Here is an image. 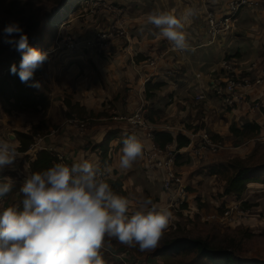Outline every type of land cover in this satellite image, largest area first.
<instances>
[{
  "label": "rangeland",
  "instance_id": "1",
  "mask_svg": "<svg viewBox=\"0 0 264 264\" xmlns=\"http://www.w3.org/2000/svg\"><path fill=\"white\" fill-rule=\"evenodd\" d=\"M24 9H36L37 15L42 19V27L36 35L39 41V44L36 42L38 44L36 49L48 53V59L34 72V77L26 82L29 86L39 82L41 86L37 89L47 96L45 111L33 117L37 120L46 118L56 128L64 125L67 120L65 115L68 110L65 107L67 101L70 100L74 104L78 101L85 103L86 96L80 78L82 74L88 75L90 72L92 75L88 76L93 77L94 81H92L93 85L89 84V86L100 89L99 93L102 89L109 91L98 96L94 93L89 99L92 104L88 103V105L96 107L104 101L106 110L101 112L106 115L119 117L135 115L126 114L122 110L114 114V109L123 104V100L128 99L129 88L123 83V88L116 89L110 83L112 80L115 82V79H111L108 84L106 78L111 75L106 72L108 66L104 67L101 61L114 60L118 51L120 54L117 57L123 56L126 61L125 56L130 55L129 50L133 41L136 42L137 39L143 41L146 38L145 34L153 38L150 31L156 28H149L147 23L150 13L167 12L175 16L178 13V16L182 17L175 0H0V32L8 23L21 19L20 13ZM213 13L218 18L224 17V14L220 16L215 11ZM237 22L238 16L230 20L228 24L231 31L230 37L234 34ZM136 23H139V26ZM126 29L128 32H125ZM154 33L158 35L159 30H154ZM226 37H228L227 34ZM32 38L29 39V43ZM115 40H118L124 48L116 50ZM227 42L228 46H225L224 51H228L232 45L230 38ZM1 44L3 41L0 42V46ZM168 49L163 50L167 52ZM131 53L135 56L137 51L132 50ZM170 53L177 57L178 61L181 59L182 51H176L172 47ZM158 54L161 55V53ZM14 56L21 60L20 52L12 46L8 45L4 53H1L0 49V64ZM143 57L145 64L142 69L147 67V62L154 63L156 67L155 61ZM121 60L118 61L121 63ZM92 61L101 66V70L94 68ZM124 68L128 69L129 65L124 64ZM74 74H80V77L76 75L77 77L72 79ZM255 81H251L253 85ZM213 88L215 84H212L211 89ZM108 95L111 96L104 98ZM243 96L249 97L248 92L243 93ZM99 98L102 100L100 101ZM207 99L213 98L208 96ZM8 104L5 103V106L0 108L2 139H8V134L17 137L16 133L20 132H16L15 129L24 128L21 124L15 123V118L22 119V115L27 114L11 111ZM75 114V120L80 119L78 113ZM197 118L200 119V117ZM12 119L13 122H11ZM221 120L226 121L223 118ZM74 124L80 130L85 129L83 123L74 122ZM92 124L93 121L89 126L91 127ZM222 124L219 126L224 127ZM189 125L192 124L190 122L186 124L188 131L196 130L190 139V145L182 150V153H180L181 150L176 151L174 159V173L181 175L183 186L186 188L184 201L186 203L179 208L171 206L169 227L155 249L141 252L138 246L128 247L121 245L115 239L106 238L102 250L110 252L116 264H166L162 256L157 254L162 250L165 242L194 238L206 239L216 248L235 249L238 259L243 263L264 262V140L253 144V140L260 139L256 133L254 136L248 134V139H243L236 138L232 133L222 136L204 129L201 131L200 127L194 128L193 125ZM200 136H207L210 143L199 138ZM184 151L188 152L183 154ZM241 160H245L243 162L245 167L253 169L254 182L247 185L244 195L240 198L221 194L222 190L225 191L227 177L232 175L231 170L227 169L228 165ZM140 165L141 169L143 165L144 171L141 170L134 178L135 184L145 191L144 189L147 188L142 187V183L145 185L147 180L155 182L152 186L156 195L154 203H160V194L165 192L161 176H157L159 173L149 174L143 162H140ZM189 196L190 204H187ZM5 202L7 207L14 205L9 199ZM157 206L165 209L163 204ZM204 264H211V262L207 261Z\"/></svg>",
  "mask_w": 264,
  "mask_h": 264
},
{
  "label": "crops",
  "instance_id": "2",
  "mask_svg": "<svg viewBox=\"0 0 264 264\" xmlns=\"http://www.w3.org/2000/svg\"><path fill=\"white\" fill-rule=\"evenodd\" d=\"M175 1L181 12V16L189 9L194 13L190 17V22L186 23L184 27L189 47L187 50L182 51L179 61L177 57L170 55L171 43L159 34L155 35L154 30L156 29L150 31L153 38L145 34L146 38L143 41L137 39L136 42L133 41L131 43L130 55L125 56L126 61L123 59V56L122 58L117 57L120 54L119 51L115 55L114 60L108 62L101 61L104 67L108 66L107 70H105L111 75L109 78H106L108 84L112 83L117 89L123 88L122 85L125 83L124 86L129 88L128 99L126 101L123 100L124 103L118 107L119 109H114V114L122 110L126 114L133 115L141 110L148 124L153 126L155 135L170 134L175 139L178 135H184L192 139L193 133L196 130L192 129V132L187 130L186 124L189 122L193 125L189 126L194 128L200 127L201 131L204 129V131L208 130L222 136L231 134L230 129L233 124L242 127L245 123H250L264 127V117L260 113H256L249 107L237 102V105L233 109L228 108L224 102L214 96L211 89L215 81L223 79L226 76L225 71L221 67V63L224 60L235 59V74L240 79L255 81L260 77L264 70V0H253L260 4L258 10H252L251 12L247 8L242 9L238 15V22L232 37L228 36L223 40L218 39L215 43H211L208 33V14L215 11L220 16L225 15L230 0ZM177 17H179L178 13ZM136 24L139 26V23ZM148 25L149 28H155L151 24ZM125 32H128V29ZM228 38L232 40V45H230L228 51H224L225 46H228ZM115 43L116 50L124 48L118 40H115ZM164 48L169 49L165 52ZM132 50L137 51L135 56L131 53ZM158 53H161V55ZM162 54L164 55L162 56ZM143 56L155 61L157 63L156 67L147 62V67L142 69L145 64ZM118 60L122 62L120 63ZM92 64L94 68L101 70V66L97 65L95 61H92ZM124 64H128L129 68L125 69ZM76 75L80 77V74H74L72 79L76 78ZM88 75H92L91 72ZM88 75L82 74L80 78L86 96L85 103L78 101L77 104H80L81 107L86 108L89 113H93L94 115H89L88 118H84V121L75 120V116L71 119L67 118L64 123V125L66 124L65 126L62 125L63 127L51 130V133L45 137H38L35 144L39 139H43L42 144L44 147L51 149L54 154L64 156L63 164L65 165L71 166L74 162L87 160L98 169L107 171L106 181L108 184L112 185L119 182L120 188L117 195L129 198L133 202L145 198H151L154 201L156 195L152 186L155 182L145 180L147 185L141 182V186L147 188L144 189L145 191H142L141 187L135 184L134 178L143 170V165L142 169L140 168L142 158H139L129 169H121L118 163L122 154L123 140L128 136L135 135L142 141L144 147H148L147 132L145 130L134 132L133 127L122 120L124 117L104 114L103 112L106 108L104 101H101L102 99L100 98V105L96 107L88 105V103L92 104L89 99L94 93H96L95 96H98L99 94H106L109 91H103L102 89V92L99 93L100 89L94 86L90 87L89 84L93 85L92 81L94 79ZM111 79H115V82L114 80L110 82ZM160 85L162 87H158ZM37 91L38 95H44L38 89ZM147 92H149L150 98L147 97ZM246 92H248L249 100L252 102L264 99V83L261 86L255 85ZM202 95L206 97L205 100H197ZM110 96L108 95V97L104 98H109ZM208 96L213 99L208 100ZM2 106L0 102V108ZM102 110L103 112H101ZM36 115L23 114L22 119L21 117L14 116L16 117L15 123L21 124L24 128L20 130L15 129L16 132L29 134L34 126L47 120L46 118L37 120L33 117ZM197 117H200V119ZM222 118L226 121L223 122ZM73 120L74 122L83 123L85 129H78ZM92 121L93 124L90 127L89 125H91ZM11 122H13V119ZM222 123L224 127L219 126ZM9 137H13L18 142V148L20 143L17 137L13 134H8L7 138ZM0 139L2 138L0 137ZM106 139H109L108 167L104 165L103 160L98 158L97 149H95L102 146ZM169 148L178 151L176 144L169 146ZM180 153H182V150ZM21 167H23L27 175L31 174L28 164L22 166L21 158L18 163L14 162L9 167L12 173L11 176H13L15 171L18 172ZM157 176H161V180L163 179L161 174ZM23 183H20V185L23 186ZM220 193L224 194V191L222 190ZM159 199L161 201L160 203L156 202L157 205L163 204L167 210H170L171 206H173L171 196L164 191L160 194ZM19 200L20 196L15 195L12 204L18 203ZM189 200L190 196L187 199V204H190Z\"/></svg>",
  "mask_w": 264,
  "mask_h": 264
},
{
  "label": "clouds",
  "instance_id": "3",
  "mask_svg": "<svg viewBox=\"0 0 264 264\" xmlns=\"http://www.w3.org/2000/svg\"><path fill=\"white\" fill-rule=\"evenodd\" d=\"M192 10L182 17L153 12L147 23L159 30L176 51L189 45L184 32ZM3 42L21 54L12 74L29 82L48 59V53L29 45L18 22L2 30ZM31 87L40 88L35 82ZM13 137L0 139V173L21 156ZM144 144L135 135L123 140L119 167L129 169L143 156ZM93 163L83 160L71 166L57 163L27 176L20 193L23 210L16 206L0 209V264H105V240L137 247L141 252L158 247L168 229L171 212L161 209L151 198L133 202L117 195L102 180ZM12 191L11 178L0 179V200Z\"/></svg>",
  "mask_w": 264,
  "mask_h": 264
},
{
  "label": "trees",
  "instance_id": "4",
  "mask_svg": "<svg viewBox=\"0 0 264 264\" xmlns=\"http://www.w3.org/2000/svg\"><path fill=\"white\" fill-rule=\"evenodd\" d=\"M27 7V6H26ZM25 7V9H26ZM31 8V6L29 7ZM20 13L21 19L15 20L20 26L24 29L25 34L28 38L36 37L39 30L42 27V19L37 15L36 9H28ZM37 38V43H38ZM35 43L33 46L35 49L38 44ZM7 44L3 42L0 49L1 53H4ZM12 59V57H9ZM9 59V60H10ZM4 61L0 64L1 69H4L10 61ZM158 87H162L161 85ZM37 89L27 85L25 82H21L17 74H12L8 72L6 75L0 74V102L3 106L5 103H9L11 111H19L29 114H38L45 111V103L47 102L46 95H38ZM147 97L150 98L149 92H147ZM68 111L66 112V118L71 119L75 116V113H78L80 121H84V118H88L89 115L93 116V113H89L86 108L81 107L80 104H73L70 100L65 103ZM87 116V117H86ZM56 130L49 120H45L40 124L34 126L29 134L17 133V140L20 143V146L17 148L21 153L25 154L29 151L30 147L35 144L38 137H45L51 133V130ZM231 133L236 138L248 139V134L253 135L256 133L258 138L263 136L264 128L258 124L245 123L242 127L233 125L231 127ZM156 145L161 150H166L167 147L176 144L177 150H183L190 145V139L184 135H178L177 138H173L170 134H157L155 137ZM250 140V139H249ZM252 140V139H251ZM256 140V139H255ZM253 140V144H256V141ZM108 142L109 139L97 149V156L106 167L109 166L108 163ZM101 152V153H100ZM179 158V157H178ZM245 160L238 162H231L228 165L229 170H231L232 175L226 179V187L224 195L234 196L240 198L244 195L247 185L253 183L255 180V173L252 172V168H247L244 166ZM59 163L58 159L47 151H42L38 153L34 158L29 155L22 157V166L28 164L30 167V172H42L52 167L53 165ZM9 167H6L2 173H0V178H11L12 180V191L5 196L6 200H13L15 195L20 196L18 203L14 204L18 210H23L22 199L23 196L20 193V188L22 187L20 183L24 182L27 178V173L24 172L23 167L19 171H15L13 176H11ZM23 176V177H22ZM111 188L114 193H118L120 188L119 182L111 185ZM105 264H116L113 255L107 250H101ZM158 256H162L166 264H204L207 261L211 264H264V262H251L243 263L238 259L235 249L231 248H216L208 240L202 238L194 239H180L165 242L162 250L158 251Z\"/></svg>",
  "mask_w": 264,
  "mask_h": 264
},
{
  "label": "built area",
  "instance_id": "5",
  "mask_svg": "<svg viewBox=\"0 0 264 264\" xmlns=\"http://www.w3.org/2000/svg\"><path fill=\"white\" fill-rule=\"evenodd\" d=\"M260 4L253 0H230L228 4V10L226 15L222 18H218L213 12L208 14V33L210 38H212L211 43H215L220 37L226 38V34L229 36L231 33L228 24L230 20L235 19L244 8L251 9V11L258 10ZM3 41L2 32H0V42ZM37 42L36 37H33L30 40V46H33ZM20 59L16 56L10 59V63L4 68H0V74L6 75L10 72V68L13 64L19 66ZM152 66H155L154 63H151ZM221 67L223 71H225L226 76L223 79H220L218 82H215V88H213L214 96L220 101L224 102V104L233 109L237 103L243 104L246 107H249L251 110L256 113H260L264 117V99L250 101V97H243V92L248 91L253 86H261L264 83V71H262L260 77L255 81L253 85L251 80L249 79H240L235 76L236 71V61L234 59L224 60L221 63ZM232 74V75H231ZM205 96H199L197 100L202 101L205 100ZM237 102V103H236ZM122 120L129 123L134 132L138 130H145L147 132V138L149 141V146L144 147V152L142 158V162L145 165V168L148 170L149 174L159 173L162 175L163 179L161 180L165 193L171 196L173 201V205L177 208L182 207L186 202V188L183 186L182 177L179 174L174 173L175 167V155L177 152L175 150H171L169 147L166 150H161L155 142V132L153 126L148 124L146 121L143 112L140 110L135 115L131 117H124ZM264 128V127H263ZM135 134V133H134ZM195 136V135H194ZM205 142L210 143V139H207V136H200ZM260 139H256L255 141L261 142L264 140L263 136L259 137ZM43 139H39L38 142L32 145L29 151L25 154L21 153V156L15 161L19 162L21 158L25 155H29L34 158L38 153L42 151H47L52 153L59 161V163L64 162V156L61 154H54L51 149L43 146ZM102 173L100 178L106 181V172L104 170L99 169ZM109 174V172H108ZM2 179V178H0ZM108 183V182H107ZM111 186V184H109ZM6 198L0 200V209L6 208Z\"/></svg>",
  "mask_w": 264,
  "mask_h": 264
}]
</instances>
